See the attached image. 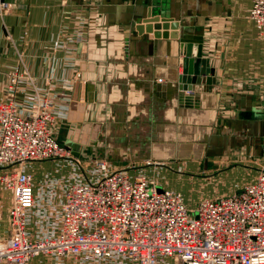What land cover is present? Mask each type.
Listing matches in <instances>:
<instances>
[{
  "label": "crops",
  "instance_id": "0c3cea01",
  "mask_svg": "<svg viewBox=\"0 0 264 264\" xmlns=\"http://www.w3.org/2000/svg\"><path fill=\"white\" fill-rule=\"evenodd\" d=\"M0 2L11 6L0 11V102L13 94L25 104L31 87L25 81L10 91V76L31 78L53 110L67 109L56 136L80 151L76 158L142 174L162 190L181 193L190 208L240 192L264 171V45L250 18L251 0ZM151 7L153 16L182 22L180 30L203 44L207 66L216 71L212 92L181 98L179 41L135 29ZM56 165L43 161L28 169L37 198L29 217L35 236L52 232L58 221L53 215L62 189L52 197L49 188L48 198L40 192L44 172ZM182 178L199 186L195 194L177 188ZM10 206L11 194L0 185V237L9 234ZM42 258L31 264H47Z\"/></svg>",
  "mask_w": 264,
  "mask_h": 264
},
{
  "label": "built area",
  "instance_id": "2783aa9c",
  "mask_svg": "<svg viewBox=\"0 0 264 264\" xmlns=\"http://www.w3.org/2000/svg\"><path fill=\"white\" fill-rule=\"evenodd\" d=\"M251 1L250 18L264 45V0ZM10 9L0 2L2 13ZM17 76L11 74L8 88L16 91L26 81L33 95L22 106L14 98L0 102V180L12 192L0 264H31L39 255L74 264H167L175 258L180 264H264V171L240 192L190 208L179 192H160L142 174L98 163L91 178L62 187L53 231L31 234L37 198L27 169L32 162L69 160L56 136L57 119L67 109L53 110L54 102L31 78Z\"/></svg>",
  "mask_w": 264,
  "mask_h": 264
},
{
  "label": "water",
  "instance_id": "95a60500",
  "mask_svg": "<svg viewBox=\"0 0 264 264\" xmlns=\"http://www.w3.org/2000/svg\"><path fill=\"white\" fill-rule=\"evenodd\" d=\"M153 12L154 7L149 8L146 18L136 25L135 29L141 36L147 33L153 34L157 39L164 38L179 41L184 70L178 78V90L181 93V98L186 92L191 96L201 91L212 92L213 86L216 85V71L215 68L207 66V60L203 57V44L198 43L195 39L193 40L194 36L190 31L180 30L181 26L184 27L182 22L172 20L173 18L161 14L153 16ZM169 30L172 32H167ZM203 86H207V90L201 88Z\"/></svg>",
  "mask_w": 264,
  "mask_h": 264
},
{
  "label": "rangeland",
  "instance_id": "374dc122",
  "mask_svg": "<svg viewBox=\"0 0 264 264\" xmlns=\"http://www.w3.org/2000/svg\"><path fill=\"white\" fill-rule=\"evenodd\" d=\"M19 90L20 89L16 90V93ZM24 90L25 89H23L22 91H24ZM10 91H12V90H10ZM12 98H14V97H11L7 101H3V102L9 103L12 100ZM27 100H28V97L26 96L25 101H27ZM14 102L17 103L15 100H14ZM61 111H64V109H62ZM65 147L66 148H71L73 150V153H72V151H70V149H68L69 154L67 156V159H69V160H66V161L65 160H59V159L55 160V161H57V165L53 169V171L44 172V175L42 177L41 182L42 183H45V185L43 187H40L41 188L40 192L42 193V195H45L46 198H48V196H49V194H48V189L49 188H50V191L51 192L54 190V193L52 195V197H53L55 195V192L57 190L62 189V191H63V188L65 186H68L69 181H70V179H69L70 176H74L75 178L80 179V180H85L86 178H91L93 176V174H94L93 172L98 169L97 168L98 163H106L104 160L100 161V160H97L96 158H92V160H89V161H87L86 159L84 160L83 158H76L77 154H79L80 151L79 150H76L73 146H70L68 144H66ZM101 155H104V154L102 153ZM98 156H99L98 153L95 154V155H93V157H98ZM59 162H60V164H59ZM33 164H36V163L35 162H32L30 164V166H32ZM65 167H67V168L69 167L67 169L68 170L67 172L64 171V168ZM0 170H2V169H0ZM55 171L58 174L56 176L53 175V173ZM1 172L2 173L0 175V178L2 177V175L4 173L3 171H1ZM36 177H37V175H36ZM185 177L188 178L187 175ZM33 179H34V177H33ZM185 179L186 178H182L179 182H175L174 184L177 186V188L179 186V187L182 188V190H185L186 189L185 191L188 192V194L189 193L195 194V192L198 190V187L199 186L196 185V184H194V183H187ZM168 181L170 182V179ZM32 184H33V182H32ZM0 185L4 189V191H8L11 194V204H12V192L10 190H7L4 187L5 185L3 184L2 180L0 182ZM33 186H34V184H33ZM59 187H63V188H59ZM158 191L162 192L163 190H162L161 187H158ZM53 203H54L53 200L51 201V204L49 203L48 208H47L48 210H52V207L54 205ZM9 221H10V217H9ZM53 223H54V221H53ZM9 225H10V222H9ZM28 230L30 231V226H28ZM30 233H31V231H30ZM37 257H43V256L39 255ZM55 258H56V260L53 261V262L56 263V264H72V262H74L72 260H71L72 262L70 260H67V258L62 259V260L59 259V258H57V257H55ZM49 259H51V258H48L47 257L45 260L43 259V261L47 262V264H50L48 262ZM172 261L174 262V264H180V262L176 258L173 259Z\"/></svg>",
  "mask_w": 264,
  "mask_h": 264
},
{
  "label": "bare ground",
  "instance_id": "6f19581e",
  "mask_svg": "<svg viewBox=\"0 0 264 264\" xmlns=\"http://www.w3.org/2000/svg\"><path fill=\"white\" fill-rule=\"evenodd\" d=\"M34 129H35V126H34ZM16 135L19 136L18 134H16ZM31 145L33 146L32 143H31L29 146H31ZM8 147L11 148L10 145H8ZM34 152H35V151H34ZM16 155H17L18 157L20 156L19 153H17ZM36 155H37V157H38V156H39V153H36ZM37 157H36V158H37Z\"/></svg>",
  "mask_w": 264,
  "mask_h": 264
}]
</instances>
